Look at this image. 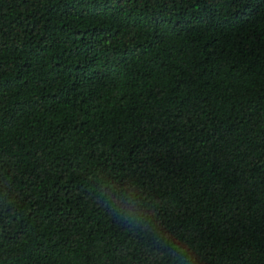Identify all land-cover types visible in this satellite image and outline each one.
I'll return each mask as SVG.
<instances>
[{
  "label": "trees",
  "instance_id": "obj_1",
  "mask_svg": "<svg viewBox=\"0 0 264 264\" xmlns=\"http://www.w3.org/2000/svg\"><path fill=\"white\" fill-rule=\"evenodd\" d=\"M0 264H264V0H0Z\"/></svg>",
  "mask_w": 264,
  "mask_h": 264
}]
</instances>
